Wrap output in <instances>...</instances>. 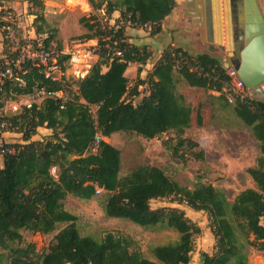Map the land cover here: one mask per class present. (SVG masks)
Returning a JSON list of instances; mask_svg holds the SVG:
<instances>
[{
  "label": "trees",
  "instance_id": "trees-1",
  "mask_svg": "<svg viewBox=\"0 0 264 264\" xmlns=\"http://www.w3.org/2000/svg\"><path fill=\"white\" fill-rule=\"evenodd\" d=\"M88 1L94 9L103 10L109 20L116 11L120 16L113 25L99 17L94 21L82 19L88 31L85 40L98 41L99 59L84 78L76 81L77 89H72L68 80L47 78L29 61L21 80H8L0 91L3 114L10 101L36 89L67 91L70 97L64 104L46 97L30 109L5 116L10 129L21 133L23 141L9 144L14 151L0 161V263L191 264L195 238L202 229L182 208L151 205L153 200L168 199L208 215L215 249L211 254L203 253V264H250L249 246L264 251V103L250 97L229 102L232 77L219 57L193 55L172 45L156 54L148 45L131 41L129 28L161 31L176 0ZM27 2L35 16L38 37L48 45L56 42L62 50L58 29L47 21L44 0ZM3 16L4 11H0V27ZM116 49H121L123 56H115ZM69 58L70 54L60 58L63 69ZM154 58L152 70L143 78L142 66ZM132 63L140 65L133 85L126 75ZM142 86H146V93L135 103L134 98L142 95ZM217 106L232 108L260 142L256 165L247 169L256 187L242 190L231 201L224 189L201 177L190 188L157 165L140 164L121 174L122 150L106 138L128 132L150 140L172 133L164 144L175 158L204 161L205 151L185 132L193 126H210ZM42 127L52 133L35 139ZM97 187L107 196L102 204L106 216L145 228L171 229L179 238L152 246L151 259L136 240L122 232L107 231L101 238L82 235L79 218L67 209L65 201L70 195L93 199ZM62 224L65 226L61 228ZM23 231L55 235L49 247L39 252L34 243L25 244Z\"/></svg>",
  "mask_w": 264,
  "mask_h": 264
},
{
  "label": "rangeland",
  "instance_id": "rangeland-1",
  "mask_svg": "<svg viewBox=\"0 0 264 264\" xmlns=\"http://www.w3.org/2000/svg\"><path fill=\"white\" fill-rule=\"evenodd\" d=\"M186 2L187 0H176V7L173 13L165 19L161 31L154 32L155 28L153 27H144L142 29L129 28L128 35L136 40H142V43L148 45L156 54L160 53L166 46L172 45L183 47L193 55L210 53L221 58L224 62L223 55L208 49L209 40L206 36V29L203 32L201 27H199L200 25L194 23L191 17L185 15L184 6ZM259 2L264 12V0H259ZM44 3L46 5L45 15L47 21L51 27L58 29V36H60L58 39L62 48L67 53L80 50L82 54L87 53L88 55L86 63L74 64L67 62L66 64L67 80L76 87V81L84 78L89 73L87 71H90L99 59L97 54L99 50L98 41L96 39H94L96 42L85 40L84 34L88 31L82 19L94 21L99 17L103 19V22L110 21V24L113 25L116 19L115 13L112 20H109L103 10L94 9L91 3L89 1L86 3L85 0H44ZM220 7L222 9L223 5L221 4ZM7 10L14 11L12 8H8ZM222 12L223 9L221 10L220 24L222 36L225 40L227 36V17ZM19 13H22L24 16L23 25H30V16H33L35 19L29 8L26 11L23 9V12ZM198 13H200V10ZM204 22L205 18L203 19ZM33 25L35 26V24ZM82 43L86 44L84 46L79 45ZM3 51L4 46H2V41L0 40V53ZM156 60L154 58L147 65L142 66L143 72L141 76L143 78L147 77ZM139 66L137 64L136 69L133 66L134 68L128 72L131 85L137 81ZM145 87H141L142 95L134 98L135 103H138L146 93ZM232 90V87L228 88V95L232 94ZM94 109L96 110V107ZM4 115H14L9 103L4 109ZM215 122L219 124V127L214 126V128L207 129L206 127L193 126L190 129H186L185 132V136L197 140L200 148L209 152L205 153L206 158L204 161L196 159L183 161V159L175 158L164 144V141L168 137L174 135L172 133L149 140L136 133L118 132L113 134L109 141L122 150V175L127 174L140 164L157 165L164 168L172 179L190 188H193L197 178L201 177L203 181L224 189L228 198L233 201L238 190L243 186H248V174L245 172L243 165H239L234 160L231 161L229 159V154L233 153L223 152L230 149L234 135L231 133L242 128V122L235 116L232 108L224 110L219 106H217ZM219 128H226L229 131L221 135ZM211 134L217 137L215 138ZM41 135V138L39 135H36V138L43 139L45 137L43 134ZM4 138L9 144L23 141L22 134L13 129L6 131ZM53 173L57 175L58 169H53ZM106 197L105 192H103L89 200L80 199L75 196L66 199L67 208L79 218L77 223L82 235L91 234L97 238H101L107 231L122 232L136 240L145 256L151 259H154L150 253L152 246L173 242L179 238V234L171 229H165L160 226L145 228L127 219L106 216L102 207ZM151 205L153 208L161 206L182 208L201 227L202 233L195 238V251L191 254V264H203V253L208 252L211 254L215 249V238L209 225L208 215L203 211L194 210L186 204L173 203L168 199L153 200ZM64 226L65 224H62L60 227ZM24 233L25 244L34 243L39 252H43L49 247L55 235V233L48 235L33 234L29 231H24ZM247 252L250 264H264V251L249 246Z\"/></svg>",
  "mask_w": 264,
  "mask_h": 264
},
{
  "label": "built area",
  "instance_id": "built-area-1",
  "mask_svg": "<svg viewBox=\"0 0 264 264\" xmlns=\"http://www.w3.org/2000/svg\"><path fill=\"white\" fill-rule=\"evenodd\" d=\"M7 9H0V11H4L2 17L4 23L0 27V38L2 46H4V51L0 53V91L8 80H21L24 65L29 61L38 67L47 78L55 81L67 80V70L63 69L60 63L62 55L70 54L67 62L86 63L87 53L82 54L80 50L67 53L64 49L60 50L56 42L48 45L44 38L38 37L34 23L24 27L23 14ZM114 55L123 56L122 50L116 49ZM227 72L232 77L231 87L234 93L228 96L229 102L234 103L236 98L241 100H245L247 97L251 98L249 90L238 77L237 72L234 69H229ZM72 89L76 90L77 88L73 86ZM46 97L60 99L63 104L70 98L67 91L47 92L46 89L41 88L36 89L30 95L10 101L9 105L14 114H19L24 108L30 109L35 104H40ZM5 116L0 112V161L7 153L14 151L4 138V133L10 129V123ZM103 192L102 187H97V195Z\"/></svg>",
  "mask_w": 264,
  "mask_h": 264
},
{
  "label": "water",
  "instance_id": "water-1",
  "mask_svg": "<svg viewBox=\"0 0 264 264\" xmlns=\"http://www.w3.org/2000/svg\"><path fill=\"white\" fill-rule=\"evenodd\" d=\"M224 7L227 17L225 40L220 25V0H187L184 12L200 25L203 32L206 29L211 46L219 43L220 48L216 47L217 51L212 52L223 55L225 68L237 72L251 98L264 103L263 9L259 0H224Z\"/></svg>",
  "mask_w": 264,
  "mask_h": 264
},
{
  "label": "crops",
  "instance_id": "crops-1",
  "mask_svg": "<svg viewBox=\"0 0 264 264\" xmlns=\"http://www.w3.org/2000/svg\"><path fill=\"white\" fill-rule=\"evenodd\" d=\"M85 1H86V3L88 2L87 0H85ZM1 8H12V9L17 10L19 12H23V9H24V11H26V9L29 8V4H28L27 0H0V9ZM223 11H224V9H223ZM119 16H120V12L116 11L115 12L116 19ZM30 20H31V23H30V25H31L32 23H34L35 19H34L33 16H30ZM28 25H23V26L26 27ZM206 34L208 35L207 31H206ZM58 38H60V36H58ZM207 38H208V36H207ZM130 39L134 43L143 44L142 40H138V39L136 40L133 37H130ZM0 40H1V38H0ZM208 40H209V38H208ZM92 42H96V41L92 40ZM209 43H210V41H209ZM85 44L86 43H84V44L82 43V44H79V45L84 46ZM143 45H145V43ZM213 46L220 48L219 43H215ZM132 65L135 66V69H136L137 64L136 63H132L129 66L127 72H126L127 77H129L128 76V72H130L134 68ZM106 70H107V68L104 71H106ZM151 70L152 69H150V71ZM87 72H89V70ZM215 120L210 126H207L206 128L207 129L214 128V126L219 127V124H217L215 122ZM219 129H220L219 132H220L221 135H224V134H226L229 131L226 128H224V129L219 128ZM51 133H52V131L50 129L42 127V128L39 129V134L38 135L41 138V136H42L41 134H43V136H48ZM231 134H234L233 135V139H232V145H231L230 149H228L226 152H223V153H233V154H229V159L231 161L234 160V162L239 164V165H243V167L245 169V172H247L248 168L254 167L256 165V160H257V157L259 156V153H260V149H259L260 142L255 137L252 129L250 127L246 126L243 122H242V128H240L236 132H232ZM211 135L213 137L215 136V138L217 137L216 135H213V134H211ZM35 139H39V138H36V136H35ZM106 140L108 142H110L109 141L110 138H107ZM205 153H209V152L205 151ZM251 153H253V154H251ZM1 163L3 164V162H1ZM247 174H248V177H247L248 186H243L241 189H239L237 194H236V196L242 190H244L246 188H254V187H256L254 179L251 177V175L248 172H247ZM70 197H72V195L68 196V198H70ZM65 204L67 205V200L65 201ZM23 235L25 236L24 231H23Z\"/></svg>",
  "mask_w": 264,
  "mask_h": 264
},
{
  "label": "flooded vegetation",
  "instance_id": "flooded-vegetation-1",
  "mask_svg": "<svg viewBox=\"0 0 264 264\" xmlns=\"http://www.w3.org/2000/svg\"><path fill=\"white\" fill-rule=\"evenodd\" d=\"M207 36H208V35H207ZM208 38H209V36H208ZM207 47H208V49H209L210 51H217V50H216V47H214V46H211V44H210V43L208 44V46H207ZM217 53H218V52H217ZM233 59H234V58H233Z\"/></svg>",
  "mask_w": 264,
  "mask_h": 264
},
{
  "label": "bare ground",
  "instance_id": "bare-ground-1",
  "mask_svg": "<svg viewBox=\"0 0 264 264\" xmlns=\"http://www.w3.org/2000/svg\"><path fill=\"white\" fill-rule=\"evenodd\" d=\"M222 2H223V3H222ZM221 4L223 5V8H222V9H224L223 12L225 13L224 0H220V5H221ZM222 9H221V10H222ZM223 12H222V13H223ZM224 13H223V14H224ZM225 15H226V14H225ZM221 16H222V15H221ZM223 18H224V17H223ZM203 19H204V18H203ZM222 23H223V22H222ZM220 25H221V24H220Z\"/></svg>",
  "mask_w": 264,
  "mask_h": 264
}]
</instances>
